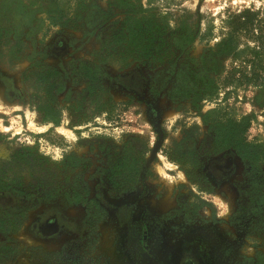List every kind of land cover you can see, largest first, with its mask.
Returning a JSON list of instances; mask_svg holds the SVG:
<instances>
[{"label": "rangeland", "instance_id": "rangeland-1", "mask_svg": "<svg viewBox=\"0 0 264 264\" xmlns=\"http://www.w3.org/2000/svg\"><path fill=\"white\" fill-rule=\"evenodd\" d=\"M122 2L23 0L16 35L0 16V264H264V163L213 152L202 122L226 107L264 143V0ZM243 10L255 26L227 52ZM129 16L154 30L140 59L117 44ZM251 61L260 80L241 83ZM206 79L216 100L183 95Z\"/></svg>", "mask_w": 264, "mask_h": 264}, {"label": "trees", "instance_id": "trees-1", "mask_svg": "<svg viewBox=\"0 0 264 264\" xmlns=\"http://www.w3.org/2000/svg\"><path fill=\"white\" fill-rule=\"evenodd\" d=\"M35 1V0H30ZM124 0H117L118 3H122L124 7H129L127 2H122ZM32 4V3H31ZM34 4V2H33ZM132 6V5H131ZM25 9H27V6L24 5L23 0H0V16L5 15L6 13H13L14 18L13 20H16L17 18H22V20L25 23L21 24H15L14 30L15 32H12L14 35H16L19 31L23 30L24 26H30V22L28 18L25 15ZM51 18V17H50ZM143 18L142 20H144ZM257 19V14L254 12H251L249 10H243L239 12L238 14L234 15L231 20L228 22L229 27V33H228V40L226 42V45L224 47L225 51L230 53H237L235 50L237 49V43H236V35L240 33H247L255 26V21ZM128 22H126L125 27L122 28V33L117 41L118 43H124V49L127 50V55H136V59H140L144 56H141L142 53H147V48L152 47V37L153 32L152 30V24L146 23L145 24V30L140 27L135 19H133L131 16L127 19ZM17 21V20H16ZM21 21V19H20ZM258 23V21H257ZM259 28V25H258ZM260 31L261 28H259ZM1 31V29H0ZM10 33V29L9 32ZM16 33V34H15ZM259 39L262 38V32H260ZM8 35V34H7ZM151 37H150V36ZM15 39H17L16 36H14ZM192 39L189 40V43H191ZM147 43V45L144 47L143 44ZM17 44H21V42H17ZM142 46L144 47L145 52L142 50ZM19 46H15L14 48H18ZM250 54H252V57H257L258 53L254 51V49H246L244 50ZM243 52V51H241ZM254 55V56H253ZM151 56V53L149 52L145 57ZM128 57V56H127ZM259 60V64H260ZM258 64V65H259ZM254 67H256V62L251 61L250 63V71L245 72L241 74V83L245 84H256V81L260 80V75H258V71H255ZM231 74H234L233 72ZM231 74L229 77H231ZM234 77H231L228 79L227 82H225V86L229 85V83L233 84ZM196 82V81H195ZM190 86H193L192 90H190ZM223 85V87H225ZM196 84L191 85H185L184 88H187L184 92V96H191L194 95L195 98L204 99L208 102L214 101L217 99L219 95L220 86L217 84V81H213L210 79H206V82H203L201 84V87L199 89L196 88ZM202 122L205 126L208 128V132L211 134L213 139V152L220 153L225 150H234L243 160H248L250 162V169H259L261 165L264 163V143H259L257 141H248L247 138V132L250 127V118L249 117H241L239 119L232 118L227 113L226 107L217 106L213 110L208 111L202 118ZM137 159L134 157H131L130 150L125 151L121 157L120 160L117 161L116 170H124L125 173L127 172V167L134 168V163H136ZM187 161V160H186ZM191 166L193 168H196L197 161L196 160H190ZM182 166L185 165L184 162H182ZM128 174H131V170L127 172ZM119 175L124 176V178H127L124 174L121 172ZM190 175H188V178ZM191 178V177H190ZM132 186H127L126 182H122L120 184H113L114 189H118L119 193L126 192L129 190ZM73 198L70 200L71 202H80V194L79 192H74L72 195Z\"/></svg>", "mask_w": 264, "mask_h": 264}, {"label": "flooded vegetation", "instance_id": "flooded-vegetation-1", "mask_svg": "<svg viewBox=\"0 0 264 264\" xmlns=\"http://www.w3.org/2000/svg\"><path fill=\"white\" fill-rule=\"evenodd\" d=\"M173 264H195L191 254L186 252H179L175 255Z\"/></svg>", "mask_w": 264, "mask_h": 264}]
</instances>
